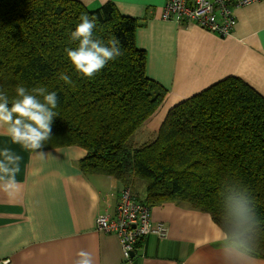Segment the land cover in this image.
I'll list each match as a JSON object with an SVG mask.
<instances>
[{
  "label": "trees",
  "instance_id": "16d2710c",
  "mask_svg": "<svg viewBox=\"0 0 264 264\" xmlns=\"http://www.w3.org/2000/svg\"><path fill=\"white\" fill-rule=\"evenodd\" d=\"M82 14L97 19L96 37L115 36L123 52L91 79L81 77L64 52L77 46L70 33ZM137 26L109 2L89 9L77 0H0V91L10 101L17 85L55 91L52 138L38 151L81 148L84 174L111 177L134 194L142 188V198L133 196L150 208L170 203L205 213L221 229L223 181H240L261 222L253 257L264 259V98L227 77L175 104L153 138L131 146L166 95L146 75ZM61 72L73 86L59 80Z\"/></svg>",
  "mask_w": 264,
  "mask_h": 264
},
{
  "label": "crops",
  "instance_id": "0c3cea01",
  "mask_svg": "<svg viewBox=\"0 0 264 264\" xmlns=\"http://www.w3.org/2000/svg\"><path fill=\"white\" fill-rule=\"evenodd\" d=\"M89 9L112 3L136 19V48L146 54L145 72L166 95L155 113L133 136L153 138L167 112L227 78L236 77L264 98V0L234 8L236 24L227 37L194 25L161 19L166 0H77ZM17 155L18 189L0 190V264H75L81 250L94 264H220L221 229L208 214L163 204L150 208L151 220L165 225V239L149 235L138 241L130 261L123 260L114 234L99 232L97 217L112 215L123 186L78 167L85 151L78 147L42 150L40 158L13 144L0 130V150ZM132 192L143 197V189ZM252 264H264L253 257Z\"/></svg>",
  "mask_w": 264,
  "mask_h": 264
},
{
  "label": "clouds",
  "instance_id": "9594fccd",
  "mask_svg": "<svg viewBox=\"0 0 264 264\" xmlns=\"http://www.w3.org/2000/svg\"><path fill=\"white\" fill-rule=\"evenodd\" d=\"M80 22L70 33V43L64 52L71 65L83 78L91 79L110 61L123 55L121 42L115 36L104 41L94 35L98 23L95 17L82 14ZM65 85L73 86L71 76L58 73ZM10 105V106H9ZM57 93L45 86L31 89L17 85L15 97L10 101L8 94L0 91V130L11 142L40 158L48 155L41 150L52 133V123L58 113ZM19 157L9 149L0 150V190L11 194L18 189L16 175ZM222 217L219 245L220 264H252L257 247L256 232L260 226L254 199L250 190L240 181L225 178L219 193ZM75 264H94L93 254L81 250Z\"/></svg>",
  "mask_w": 264,
  "mask_h": 264
},
{
  "label": "built area",
  "instance_id": "2783aa9c",
  "mask_svg": "<svg viewBox=\"0 0 264 264\" xmlns=\"http://www.w3.org/2000/svg\"><path fill=\"white\" fill-rule=\"evenodd\" d=\"M263 0H166L161 19L173 20L178 25H194L219 37H227L236 24L234 8L245 7ZM96 228L105 234H114L119 241L123 260L130 261L142 238L154 235L167 237L162 223H154L150 207L137 201L130 188H123L112 215L97 217Z\"/></svg>",
  "mask_w": 264,
  "mask_h": 264
},
{
  "label": "rangeland",
  "instance_id": "374dc122",
  "mask_svg": "<svg viewBox=\"0 0 264 264\" xmlns=\"http://www.w3.org/2000/svg\"><path fill=\"white\" fill-rule=\"evenodd\" d=\"M144 142H146V141H140V142H138L137 140H135L134 138H132L131 139V142H130V145L131 146H140V145L144 144Z\"/></svg>",
  "mask_w": 264,
  "mask_h": 264
},
{
  "label": "water",
  "instance_id": "95a60500",
  "mask_svg": "<svg viewBox=\"0 0 264 264\" xmlns=\"http://www.w3.org/2000/svg\"><path fill=\"white\" fill-rule=\"evenodd\" d=\"M133 255H134V253H133Z\"/></svg>",
  "mask_w": 264,
  "mask_h": 264
}]
</instances>
